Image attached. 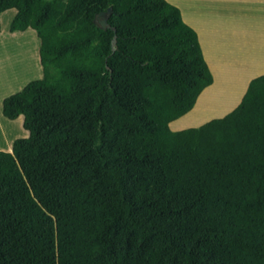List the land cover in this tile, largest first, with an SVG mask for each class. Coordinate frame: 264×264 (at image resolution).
Returning a JSON list of instances; mask_svg holds the SVG:
<instances>
[{"label": "trees", "instance_id": "1", "mask_svg": "<svg viewBox=\"0 0 264 264\" xmlns=\"http://www.w3.org/2000/svg\"><path fill=\"white\" fill-rule=\"evenodd\" d=\"M13 9L44 76L3 104L30 135L0 150V264H264V74L174 130L215 81L179 6L0 0Z\"/></svg>", "mask_w": 264, "mask_h": 264}, {"label": "crops", "instance_id": "2", "mask_svg": "<svg viewBox=\"0 0 264 264\" xmlns=\"http://www.w3.org/2000/svg\"><path fill=\"white\" fill-rule=\"evenodd\" d=\"M184 2L189 9L183 18L198 32L215 78L190 112L205 115L206 108L218 106L227 115L240 104L252 79L264 74V0ZM209 90L215 91L213 99L199 107Z\"/></svg>", "mask_w": 264, "mask_h": 264}, {"label": "rangeland", "instance_id": "3", "mask_svg": "<svg viewBox=\"0 0 264 264\" xmlns=\"http://www.w3.org/2000/svg\"><path fill=\"white\" fill-rule=\"evenodd\" d=\"M169 1L179 6L187 16L189 5L185 4L184 0ZM16 12V9L9 10L0 17L2 23L0 30V116L6 122L0 124V143H4V139L8 138V145L0 144V150L5 151H12L16 139L30 135L24 126L23 115L16 120H11L4 115L5 98L22 91L31 81L44 76L40 61L41 39L37 32L31 28L24 32L11 30V24L15 18L13 13ZM213 94L215 91H207L204 99H201L199 107H204V101L212 100ZM219 100L222 99L219 98ZM223 115L226 114L222 107L213 106L209 109L206 108L205 115L190 112L174 121L171 126L174 130H183L203 125L212 119L221 118Z\"/></svg>", "mask_w": 264, "mask_h": 264}, {"label": "water", "instance_id": "4", "mask_svg": "<svg viewBox=\"0 0 264 264\" xmlns=\"http://www.w3.org/2000/svg\"><path fill=\"white\" fill-rule=\"evenodd\" d=\"M113 7H109L108 10L102 11L96 15L95 23L102 29L107 30L109 28H112V25L109 23V19L111 15L113 14ZM117 42L118 38L117 35L113 39V49L114 51L117 49Z\"/></svg>", "mask_w": 264, "mask_h": 264}, {"label": "bare ground", "instance_id": "5", "mask_svg": "<svg viewBox=\"0 0 264 264\" xmlns=\"http://www.w3.org/2000/svg\"><path fill=\"white\" fill-rule=\"evenodd\" d=\"M1 115V114H0ZM5 124L6 122L3 120V118L0 116V124ZM5 126V125H4ZM8 138H6V139H4V143H0V144H5V145H8V140H7Z\"/></svg>", "mask_w": 264, "mask_h": 264}]
</instances>
